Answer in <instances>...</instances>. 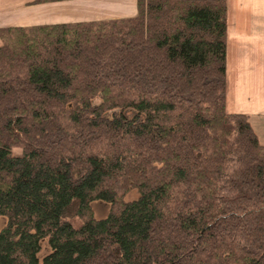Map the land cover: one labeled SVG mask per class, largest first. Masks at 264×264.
I'll return each mask as SVG.
<instances>
[{
	"label": "trees",
	"instance_id": "obj_1",
	"mask_svg": "<svg viewBox=\"0 0 264 264\" xmlns=\"http://www.w3.org/2000/svg\"><path fill=\"white\" fill-rule=\"evenodd\" d=\"M224 17L137 0L0 27V264H264V142L224 109Z\"/></svg>",
	"mask_w": 264,
	"mask_h": 264
},
{
	"label": "crops",
	"instance_id": "obj_2",
	"mask_svg": "<svg viewBox=\"0 0 264 264\" xmlns=\"http://www.w3.org/2000/svg\"><path fill=\"white\" fill-rule=\"evenodd\" d=\"M137 0H0V27L57 25L133 17ZM224 109L264 117V0H225Z\"/></svg>",
	"mask_w": 264,
	"mask_h": 264
},
{
	"label": "rangeland",
	"instance_id": "obj_3",
	"mask_svg": "<svg viewBox=\"0 0 264 264\" xmlns=\"http://www.w3.org/2000/svg\"><path fill=\"white\" fill-rule=\"evenodd\" d=\"M118 19H121V18H118ZM255 120L257 122V125H256L257 129L259 131H261V133L264 136V117L263 118H257ZM135 196H136V193H135L134 190H132L128 194L127 198L130 199V198H133ZM92 210L94 212V215L97 218H100V217H103V216H105L107 214V212L109 210V206L107 204H105V203H102V202H95V203L92 204ZM4 221H5V218L4 217H0V228L4 225Z\"/></svg>",
	"mask_w": 264,
	"mask_h": 264
}]
</instances>
